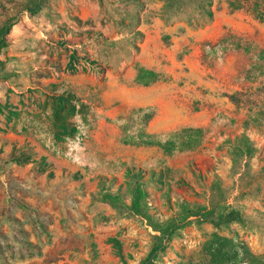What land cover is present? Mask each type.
<instances>
[{
    "label": "rangeland",
    "instance_id": "obj_1",
    "mask_svg": "<svg viewBox=\"0 0 264 264\" xmlns=\"http://www.w3.org/2000/svg\"><path fill=\"white\" fill-rule=\"evenodd\" d=\"M213 21L229 43L243 48L240 64L246 65V56L251 59L242 84H227L244 89L242 108L219 114L237 126L222 130V138L204 140L196 134L170 140L162 145L164 155L156 166L132 159L124 172L90 164L87 133L84 143L67 140L68 163L59 178L26 143H15L11 151L30 156L28 163L2 156L1 147L0 216L11 217L0 225V264H219L206 250L215 232L264 253V0H0V30L9 28L0 53V83L20 79L25 89L34 70L38 77L93 71L103 81L109 69L134 66L137 44L148 32L168 28L164 38L171 32L183 37ZM75 50L77 70L72 71L67 63ZM68 96L67 117L82 124L72 116L77 99L79 110L92 116L87 123L94 129L90 105L75 94ZM149 115L136 111V124L127 130ZM71 123L67 121V130ZM105 131L111 132L109 125ZM135 137L132 145L138 143ZM128 168L135 175H128ZM106 192L122 197L105 200ZM233 208L241 210L239 220L212 224ZM12 216H34L37 222L11 221ZM45 216H61L60 230L44 224ZM162 241L150 260L151 250Z\"/></svg>",
    "mask_w": 264,
    "mask_h": 264
},
{
    "label": "crops",
    "instance_id": "obj_2",
    "mask_svg": "<svg viewBox=\"0 0 264 264\" xmlns=\"http://www.w3.org/2000/svg\"><path fill=\"white\" fill-rule=\"evenodd\" d=\"M217 25L213 21L205 27L188 31L183 37L171 32L164 38L162 35L168 28L161 29L159 34L148 32L137 44L134 66L117 72L109 69L103 81L93 71L73 74L61 71L38 77L34 70L27 77L25 89L30 91L26 92L20 79L18 82L13 78L4 80L3 86L0 83V102L8 101L14 113L8 123V111L0 117V127L4 128H0V148L5 146L1 155L11 156L15 143H26L40 156L47 157L59 178L62 167L68 163L64 158L67 140L71 141L81 131L88 133L86 155L92 166L103 168L109 164L123 172L132 159L156 166L164 155L162 145L170 140L196 134L204 140L215 136L222 138V130L237 124L219 114L226 109L235 112L243 106L244 89L230 88L227 84L232 85V80L234 85L235 81L242 84L241 78L244 71L248 73L251 59L246 56L243 67L240 64L244 59L243 48L229 43L231 39L224 38ZM69 93L90 105L96 116V122H92L94 129L87 123L92 116L87 118L79 110L77 99L74 100L77 109L72 116L81 125L74 123L68 114L55 112L52 96ZM139 110L150 112L147 121L127 130L136 124L132 118ZM69 120L71 127L65 131L64 126ZM106 125H109L110 133L105 131ZM133 135L138 143L132 145L130 139ZM178 151L176 147L175 152ZM3 177L2 174L0 178ZM9 217L0 216V225L8 222ZM12 217L10 220L16 222L24 219L36 221L34 216ZM60 221L61 216H45L42 222L60 230ZM27 222L25 228L31 230ZM15 231L13 229L11 233ZM42 232L47 236L45 231Z\"/></svg>",
    "mask_w": 264,
    "mask_h": 264
},
{
    "label": "trees",
    "instance_id": "obj_3",
    "mask_svg": "<svg viewBox=\"0 0 264 264\" xmlns=\"http://www.w3.org/2000/svg\"><path fill=\"white\" fill-rule=\"evenodd\" d=\"M9 31V28H2L0 30V53L1 49L7 46V41L5 38L6 33ZM77 51H72V53L69 55V60L67 63L68 69L75 71L76 66L74 65L76 59H77ZM69 94H60L58 96H54V105H55V112L63 114V110H65L67 104L70 103L71 99ZM238 96V95H237ZM236 96V97H237ZM73 107V114L76 111V107L74 105H71ZM12 105L7 101L5 103L0 102V117L5 113V111H8V114H6V120L7 123L11 119V114L14 113V111L11 110ZM64 130L66 131V126H64ZM169 142V141H168ZM167 143V142H166ZM42 160L47 161L46 156L41 157ZM11 160L18 162V163H28L31 161L30 156H26L24 158H21V156L16 155L15 153L11 154ZM48 162V161H47ZM49 164L52 165V163L49 162ZM128 175L133 176L135 175V172L131 171L130 168L127 170ZM126 173V174H127ZM122 197V194H113L106 192L104 194L105 200H110L113 198L120 199ZM212 212H206V216H210ZM242 212L239 209H231L224 213H221L216 220H212V224L214 226H221V225H227L234 221H237L241 218ZM163 241L160 243V245L155 246L150 254L149 259L152 260L157 253L162 249L163 247ZM206 250L208 251L210 257L212 260L219 264H228L230 262H241V261H248L250 264H264V253L262 254H256L250 250V248L247 246V244L244 241L235 242L233 238H230L228 236H223L218 233H213L212 237L206 242ZM119 255L122 257V251L121 248L118 249Z\"/></svg>",
    "mask_w": 264,
    "mask_h": 264
},
{
    "label": "built area",
    "instance_id": "obj_4",
    "mask_svg": "<svg viewBox=\"0 0 264 264\" xmlns=\"http://www.w3.org/2000/svg\"><path fill=\"white\" fill-rule=\"evenodd\" d=\"M85 135H86L85 133L80 132L79 134L76 135V137L72 138L71 141L76 143V144L84 143L85 138H86Z\"/></svg>",
    "mask_w": 264,
    "mask_h": 264
}]
</instances>
